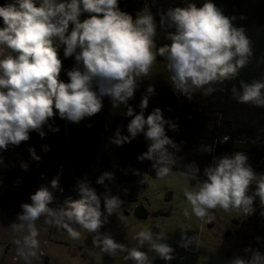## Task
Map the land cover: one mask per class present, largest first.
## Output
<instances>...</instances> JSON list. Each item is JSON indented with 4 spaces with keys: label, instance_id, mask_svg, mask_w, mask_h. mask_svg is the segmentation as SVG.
Instances as JSON below:
<instances>
[{
    "label": "clouds",
    "instance_id": "clouds-1",
    "mask_svg": "<svg viewBox=\"0 0 264 264\" xmlns=\"http://www.w3.org/2000/svg\"><path fill=\"white\" fill-rule=\"evenodd\" d=\"M159 15V26L167 32L170 44L158 47L154 15L138 12L133 17L121 10L120 0H12L0 6V152L28 141L32 131L43 138L45 126L58 132L59 127L49 123L57 115L78 125L99 114L107 98L112 109L130 118L128 134H123V125L118 126L109 143L123 147L142 134L147 151L138 155V161H150L157 179L168 177L177 163L180 144L166 134V126L178 131V125L165 119L159 107L145 116L150 97L156 95L153 84L142 93L138 113L130 103L154 62L164 58L173 92L191 101L197 93L210 96L215 85L236 79L252 62L254 51L246 29L236 27V17L224 15L213 0H204L200 7L196 3L170 7ZM240 19L246 17L241 15ZM61 49L63 59H74L73 67L66 70L67 82L60 78ZM231 93L237 103L264 108V78L250 83L241 80L239 88L232 86ZM213 151L212 145L203 147V152ZM29 152L33 159H40L34 149ZM248 160L241 151L213 157L203 169V180L195 163L186 164L181 174L195 181L198 190L184 189L191 213L185 208L183 215H194L208 224L217 209L250 216L257 197L264 206V173H256ZM21 168L27 171L28 165L22 162ZM113 179L114 174L105 171L96 183L107 188L105 182ZM51 187L58 188V179L51 181ZM76 187L80 198L59 209L49 207L54 197L43 186L30 196L31 203L21 204L22 212L12 227L25 233L14 241L25 264H32L38 255L36 222L41 217L45 225L66 232L71 240L81 238L80 229L86 231L92 235L94 248L110 257L124 253L125 264H152L148 252L166 262L175 258L165 236L151 229L135 234L134 247L101 233L113 214L125 225L126 218L120 215L122 201L106 192L102 210L101 195L86 178L78 180ZM256 239L259 242L261 238ZM198 241L199 234L182 232L178 244L187 250L192 245L199 247ZM144 248L147 252L141 250ZM244 252H251V258L235 255L227 264H264L259 250L249 246Z\"/></svg>",
    "mask_w": 264,
    "mask_h": 264
},
{
    "label": "trees",
    "instance_id": "trees-1",
    "mask_svg": "<svg viewBox=\"0 0 264 264\" xmlns=\"http://www.w3.org/2000/svg\"><path fill=\"white\" fill-rule=\"evenodd\" d=\"M9 2L12 0H0V6ZM188 3H196L200 7L204 0H120V8L135 17L145 5L151 4L154 16L159 21L157 8L166 11L165 8L169 6L183 7ZM213 3L224 15L236 17L233 21L236 27L246 29L253 44L252 62L240 70L236 79L215 85L216 91L207 97L197 93L191 101L185 97L179 100L171 91L165 90L161 94H157V91L156 95L150 97L145 116L159 107L165 119H172L178 125V131L169 130L166 126V134L180 144V151L176 153L177 163L173 168L175 171L183 172L186 164L195 163L200 168L198 175L202 176L203 169L211 164L213 157L241 151L249 157L248 162L254 170L264 173V108L237 103L231 93L232 86L239 88L241 80L250 83L254 79L264 78V0H213ZM241 15L246 19L241 20ZM160 32L157 24V46L170 44L166 38L167 32ZM59 54L63 65L60 78L67 82L66 70L73 67L74 59H63L62 49ZM157 60L165 62L163 57ZM146 87L140 84L135 99L130 101L137 113ZM103 104L99 114L86 118L78 125L57 115L49 123L59 127L58 132L53 133L45 126L43 138L32 131L28 141L0 152L4 159V163L0 164V209L8 219L17 223V216L22 212L21 204L31 203L30 196L42 186L53 194L54 199L49 207L59 209L66 202L79 199L77 181L85 178L101 195L102 210L103 194L106 192L121 200L136 201L137 192L145 187V175L155 177L151 162L137 159L138 155L147 151V142L141 134L123 147L110 144L109 137L118 126L123 125V134H128L126 125L130 118L123 116L119 109H112L107 98ZM87 124L93 126L89 128ZM205 145L214 146V151L203 152ZM45 146L48 150H45ZM30 148L35 150L39 160L33 159ZM22 162L28 165L27 171L21 168ZM105 171L114 174L113 180L105 182L107 188L96 183ZM54 178L58 179V188L55 189L51 187ZM253 207L254 213L248 216L251 231L242 236L241 244L258 250L259 245L264 246V206L260 205L258 197ZM133 212L138 218H145L149 214L141 203L135 204ZM161 213L155 211L153 214ZM257 237L261 238L259 242Z\"/></svg>",
    "mask_w": 264,
    "mask_h": 264
},
{
    "label": "rangeland",
    "instance_id": "rangeland-1",
    "mask_svg": "<svg viewBox=\"0 0 264 264\" xmlns=\"http://www.w3.org/2000/svg\"><path fill=\"white\" fill-rule=\"evenodd\" d=\"M152 7L156 9L155 6ZM149 11L154 15L151 4L145 5L139 12L147 14ZM156 11L158 14L166 12L160 8ZM160 29L159 34L165 30L161 27ZM170 75L166 62L156 60L149 75L141 84H153L156 92L159 91L157 94L165 90L173 92ZM175 95L179 100L183 97ZM223 155L226 154L215 157ZM254 171L258 174L262 173L258 170ZM181 173L172 170L164 180L145 175V187L137 192L135 202L120 199L122 201L120 215L126 218L125 225L116 214H113L101 229V233L111 234L116 242L128 247L136 245L133 237L140 230L151 229L165 236L166 243L175 250L173 253L175 258L166 262L155 252H148L152 264H227V261L235 255L250 259L251 252L245 253L244 249L248 247L241 244L242 236L251 231L248 216L238 213L226 214L217 209L214 211V218L208 224L202 223L194 215L186 218L183 210L187 208L191 213V205L183 196V191L185 188L189 191H197L198 186H195V181H190ZM199 177L201 180L205 179L203 175ZM136 203H141L148 210L147 217L135 216L133 209ZM155 211L162 213L153 214ZM13 224L14 222L10 221L0 209V264H25L18 256L17 245L14 243L15 240L22 239L25 233L17 231L12 227ZM36 227L39 231L40 248L32 264H125L124 253L116 257L102 254L98 248H94L92 235L82 229H80L81 238L71 240L66 232L45 225L43 217L36 222ZM182 232H186L188 236L199 234V247L192 245L187 250L180 247L178 242ZM141 250L147 252L146 248ZM258 250L264 254V246L259 245ZM128 264L131 262L129 261Z\"/></svg>",
    "mask_w": 264,
    "mask_h": 264
},
{
    "label": "built area",
    "instance_id": "built-area-1",
    "mask_svg": "<svg viewBox=\"0 0 264 264\" xmlns=\"http://www.w3.org/2000/svg\"><path fill=\"white\" fill-rule=\"evenodd\" d=\"M40 177H43L42 175H40ZM254 250H257L256 248H254Z\"/></svg>",
    "mask_w": 264,
    "mask_h": 264
},
{
    "label": "crops",
    "instance_id": "crops-1",
    "mask_svg": "<svg viewBox=\"0 0 264 264\" xmlns=\"http://www.w3.org/2000/svg\"><path fill=\"white\" fill-rule=\"evenodd\" d=\"M5 215V214H4ZM10 220V219H9ZM11 221V220H10Z\"/></svg>",
    "mask_w": 264,
    "mask_h": 264
}]
</instances>
